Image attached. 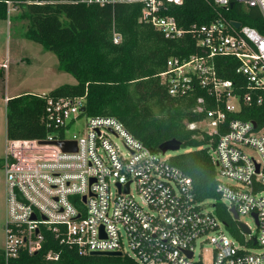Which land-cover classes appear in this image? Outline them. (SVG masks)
I'll return each instance as SVG.
<instances>
[{"label":"built area","instance_id":"1","mask_svg":"<svg viewBox=\"0 0 264 264\" xmlns=\"http://www.w3.org/2000/svg\"><path fill=\"white\" fill-rule=\"evenodd\" d=\"M21 1L46 2L5 0L8 18ZM72 1L143 2V17L167 37L185 32L167 13L169 5L184 0ZM213 1L225 10L232 8L231 2L256 7L264 19V0ZM219 14L215 21L192 26L198 50L170 57L160 79L171 95L203 92L196 99V110L206 114L202 121L207 127L201 128L219 136L212 159L217 172L232 181L217 179L216 191L229 211L235 208L239 220L241 215L257 218V232L244 222L250 232L239 226L240 232L231 234L213 211L205 209L204 201L195 198L189 175L165 153L147 147L117 117L82 112L84 95L50 96L46 116L53 132L44 139H7V258L20 250H42L50 232L82 253L121 251L140 264H204L202 250L207 245L212 246V264H264V124L255 126L253 120L233 116L244 107L264 104V30ZM120 39L115 33L114 41ZM217 57L236 59L237 78L220 75ZM83 114L82 133L70 135ZM58 141L75 142L76 149L65 150ZM248 147L259 156L247 152ZM45 256L56 260L59 253L49 250Z\"/></svg>","mask_w":264,"mask_h":264},{"label":"trees","instance_id":"2","mask_svg":"<svg viewBox=\"0 0 264 264\" xmlns=\"http://www.w3.org/2000/svg\"><path fill=\"white\" fill-rule=\"evenodd\" d=\"M143 6L139 1L105 5H86L72 0H46L41 4L21 1L16 14L22 22L21 35L53 51L58 57V68L72 74L76 83L62 84L46 94L24 92L10 97L6 101L7 139L46 138L54 130L46 116V99L84 95L86 115L117 117L155 152L161 151L163 142L178 140L183 150L171 155L170 161L191 177L198 201L215 200L213 213L231 234L237 235L238 221L216 191L217 168L211 149L219 136L190 126L205 119L206 114L196 110V99L203 92L171 95L160 73L170 57H183L198 50L192 33L194 24H208L222 12L226 18L263 31L264 19L258 8L239 2L225 10L213 0H184L180 5H169L167 13L176 17L185 32L169 38L143 17ZM0 18H8L5 0H0ZM115 33L121 37L119 42L114 41ZM237 66L234 58H216V67L224 78H237ZM233 116L256 121L261 126L264 104L244 107ZM49 250L58 252L59 258L46 259ZM0 264L140 263L126 254L82 253L46 232L42 250L32 254L20 250L16 256L7 258L2 249Z\"/></svg>","mask_w":264,"mask_h":264},{"label":"rangeland","instance_id":"3","mask_svg":"<svg viewBox=\"0 0 264 264\" xmlns=\"http://www.w3.org/2000/svg\"><path fill=\"white\" fill-rule=\"evenodd\" d=\"M13 11L9 18H0V250L5 246V174L3 160L9 141L6 135V98L7 95L34 91L46 94L62 84L76 83L75 77L69 72L58 68V57L40 43L21 35L22 22ZM86 115L78 116L70 135H80L85 128ZM196 127H207L206 121L194 123ZM166 151L165 157H170L178 151ZM252 156L258 157V152L252 147L246 148ZM216 178L223 182H232L217 172ZM223 201V200H222ZM214 199L204 201L206 210L214 211ZM240 220L249 224L252 232H257V224L252 215H241ZM197 248L196 252H199ZM204 264H212V246L203 250Z\"/></svg>","mask_w":264,"mask_h":264},{"label":"water","instance_id":"4","mask_svg":"<svg viewBox=\"0 0 264 264\" xmlns=\"http://www.w3.org/2000/svg\"><path fill=\"white\" fill-rule=\"evenodd\" d=\"M230 6L233 7L234 2H231ZM234 25L239 27L241 25V22L234 21ZM81 111L85 112L86 107L82 106ZM253 123L255 126L257 125L256 121H253ZM57 143L60 144L61 147L65 150L66 149H68V150L69 149H76L75 142L58 141ZM159 148H160L161 152H163V153H165L166 151H169V150L177 151L181 148V143L176 139H171V140L163 142ZM128 186L129 185H127V189H128ZM230 211L232 213L233 218L238 221L239 226L242 228V230L245 232H250V229L248 228V226L243 221L239 220V214L237 213L235 208H231ZM255 218H256V215H255ZM256 222H257V218H256ZM89 254L90 255H105V256H122L123 255V253L121 251H91ZM188 255L191 256L192 253L188 252Z\"/></svg>","mask_w":264,"mask_h":264},{"label":"crops","instance_id":"5","mask_svg":"<svg viewBox=\"0 0 264 264\" xmlns=\"http://www.w3.org/2000/svg\"><path fill=\"white\" fill-rule=\"evenodd\" d=\"M27 92H34V91H27ZM38 93V92H37ZM20 94V93H19ZM14 95H17V94H11V95H7L8 98L14 96Z\"/></svg>","mask_w":264,"mask_h":264}]
</instances>
